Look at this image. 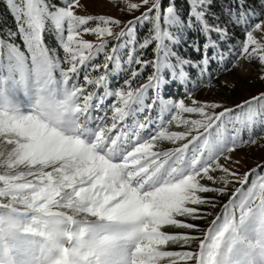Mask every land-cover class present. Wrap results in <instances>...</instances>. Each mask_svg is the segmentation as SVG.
<instances>
[{
	"label": "snow or ice",
	"instance_id": "obj_1",
	"mask_svg": "<svg viewBox=\"0 0 264 264\" xmlns=\"http://www.w3.org/2000/svg\"><path fill=\"white\" fill-rule=\"evenodd\" d=\"M113 2L3 0L0 264H264V158H233L264 147V90H187L213 64L264 83V0Z\"/></svg>",
	"mask_w": 264,
	"mask_h": 264
},
{
	"label": "rangeland",
	"instance_id": "obj_2",
	"mask_svg": "<svg viewBox=\"0 0 264 264\" xmlns=\"http://www.w3.org/2000/svg\"><path fill=\"white\" fill-rule=\"evenodd\" d=\"M82 2L87 5L85 11L88 14L106 13L113 16L121 15L117 8L114 6L113 0H82ZM45 38H47L46 42H48L49 44L53 43V38L47 33L45 34ZM85 38L94 39V37L91 35H86ZM109 47H111V45H109ZM147 52H151V48H148L144 53V58L147 56L146 59L149 58ZM147 75L148 74L144 73L145 77ZM217 81L221 82L219 85L222 88L217 90L213 86L211 88L203 87L194 94V97H196L197 99H215L221 101L225 105L230 106L233 103L239 102L240 99L247 98V96L249 95L255 94L260 90H264V83L256 78V70L254 65L243 64L235 68L234 70H231L230 72L222 75L218 80H216V84ZM141 82H143L142 79L136 81V84H139ZM224 82H226L227 86H224ZM163 146L164 145H162V147ZM165 146L171 145L166 143ZM233 158L240 159V171H244L246 167H251L254 163H258L261 158H264V147L241 146L239 150L233 153ZM220 203H223V201ZM216 211H219V208H217ZM206 224L204 225L206 226Z\"/></svg>",
	"mask_w": 264,
	"mask_h": 264
},
{
	"label": "trees",
	"instance_id": "obj_3",
	"mask_svg": "<svg viewBox=\"0 0 264 264\" xmlns=\"http://www.w3.org/2000/svg\"><path fill=\"white\" fill-rule=\"evenodd\" d=\"M54 2L59 3L60 0H54ZM167 3H168V0H161V4L162 5H165ZM177 4L182 7L183 4H184V0H177ZM5 26L13 27L14 25H13L12 17L9 16L7 14V12L5 11V9H4L3 0H0V29L4 28ZM148 27H149V25L147 23H144L142 28H141V25H139V26L137 25V29H139V31H138L139 35L143 36L144 33L148 30ZM46 39L47 38H45V40ZM181 49H183L182 45H181ZM147 53H148L149 58H150V53L151 52H147ZM144 56H145V54H144ZM217 67H218L217 64H213L212 69L210 71L212 73V86L215 87V89L218 90V89H220L222 87L219 84L215 83L216 80H218L222 75H224L225 73H228L230 71L225 72L222 69H220L219 70V75H217ZM149 70H150V68H149ZM189 71H193V70L189 69ZM144 73L148 74V71H145ZM193 82H196V85H197L195 87V89H193V87H192V83ZM203 87L204 88H208L206 86V82H203V83L199 82L198 81V73L193 71L192 80L188 83L187 90L188 91H192L193 95H194L195 93H197L199 91V89H201ZM166 91H167V94L172 96L174 99L184 98L187 101V94H186L185 86H184V84L181 81H177L175 84H172ZM172 128L174 130L175 126H172ZM166 143L167 142H163L162 145L165 146ZM223 199H226V197L220 198V202H222ZM206 222H207V220H201L199 223L201 224V227H204L205 226L204 224H206Z\"/></svg>",
	"mask_w": 264,
	"mask_h": 264
}]
</instances>
